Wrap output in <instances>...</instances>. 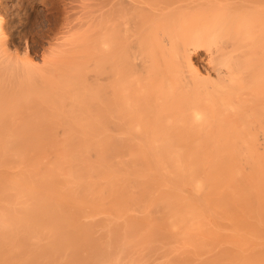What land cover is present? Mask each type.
I'll list each match as a JSON object with an SVG mask.
<instances>
[{"label": "bare ground", "instance_id": "6f19581e", "mask_svg": "<svg viewBox=\"0 0 264 264\" xmlns=\"http://www.w3.org/2000/svg\"><path fill=\"white\" fill-rule=\"evenodd\" d=\"M98 14L42 67L0 19V264H264V0Z\"/></svg>", "mask_w": 264, "mask_h": 264}, {"label": "rangeland", "instance_id": "374dc122", "mask_svg": "<svg viewBox=\"0 0 264 264\" xmlns=\"http://www.w3.org/2000/svg\"><path fill=\"white\" fill-rule=\"evenodd\" d=\"M100 1L101 0H1L0 19L2 20V26H4L3 29H5L8 47L9 49L11 48L10 52L14 53V55L16 53L19 61H21V58L24 59L28 57L24 60L25 62L26 60H31L34 66L42 67L44 58L49 57L48 54L52 53L51 48L52 51L55 47H57V50L61 48L63 36L66 37L67 31L72 33V31L76 29L77 31L82 30L83 26L85 27L86 25L83 23H87L88 20L91 21V19H94V16L91 14H100V8L104 0L101 1L102 3ZM86 4L90 6H86L88 8H85ZM89 7H91V9ZM87 9L88 13H91L89 10H93V12L88 14ZM94 9H96V11H94ZM84 18L86 19L84 20ZM81 21L83 25L80 24ZM61 32L63 33L62 35ZM58 44H60V46ZM192 53L193 62L203 75H208V73L212 75L215 74L213 63L209 60V53H207V51L200 49ZM57 129L61 132L63 130L56 128L55 131L57 132ZM261 137L263 138L262 135ZM261 141H263V139Z\"/></svg>", "mask_w": 264, "mask_h": 264}]
</instances>
